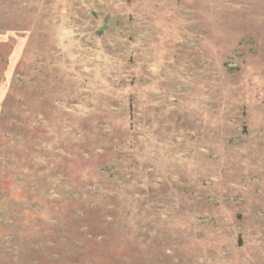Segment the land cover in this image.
Here are the masks:
<instances>
[{
    "label": "rangeland",
    "instance_id": "1",
    "mask_svg": "<svg viewBox=\"0 0 264 264\" xmlns=\"http://www.w3.org/2000/svg\"><path fill=\"white\" fill-rule=\"evenodd\" d=\"M0 264H264V0H0Z\"/></svg>",
    "mask_w": 264,
    "mask_h": 264
}]
</instances>
